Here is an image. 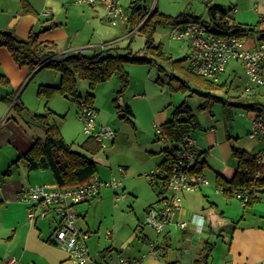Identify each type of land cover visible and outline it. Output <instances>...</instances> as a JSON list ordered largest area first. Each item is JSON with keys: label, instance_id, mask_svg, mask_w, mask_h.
<instances>
[{"label": "rangeland", "instance_id": "374dc122", "mask_svg": "<svg viewBox=\"0 0 264 264\" xmlns=\"http://www.w3.org/2000/svg\"><path fill=\"white\" fill-rule=\"evenodd\" d=\"M71 2L72 4L67 7V11L59 14L61 23L77 34L78 42L81 45H86L84 49L92 50L91 48L94 47L99 49L100 45L103 44L107 49L116 50L121 56L125 57L131 54L149 60V62L141 65L135 63L124 64L129 82L120 93V98L118 94L121 90V83L117 76H113L106 83L97 85L93 90H90L87 80L77 79V91L84 101L89 93H93L95 96L91 107H94L97 111V121L101 126L109 127L115 132L113 142L105 140L102 148L91 156L98 165L97 177L101 181H109L114 177L122 182V186L118 190L102 187L101 198L91 201L90 206L87 204L82 205L88 208L85 214V222L88 223L91 231L87 242L90 257L98 260L95 252L99 248L96 250L97 245L94 244V241L96 242L99 238L102 249L104 241H110L108 237L112 233L111 231H113V241L118 245L126 240L130 234H136L139 237L146 235L151 241L157 240L156 234L148 227L143 226L144 210L147 207L156 205L158 200L147 177L156 170V165L153 163H157L160 159L159 156L150 155L148 149L151 146H154L155 150L162 147V143L153 144L157 132L155 115L168 111L167 119H170L175 109L184 104L195 115L199 124V127L192 134L195 135V138L202 135L206 125L212 124L221 130H226L234 138L238 137L237 144L246 138L253 119L264 120V93L260 88L249 86L244 69L232 61L228 64L227 71L222 79L230 84L232 83V87H223L217 93L210 92V97L206 98L208 91L201 86L199 79L187 77L179 70L173 69L170 61L160 60L153 56L149 50L145 49L143 35L133 32L129 37L128 28L109 25L101 8L93 9L76 5L73 0ZM138 3L141 7L147 9L149 13L154 7L157 8L159 13L171 17H175L180 13H191L199 17L205 26L209 25L208 5L203 0H139ZM212 3L221 5L224 11H233L234 8L242 11L246 7H253V0H214ZM125 4L128 5L126 2ZM236 15L238 16L236 17ZM254 15L256 16L255 21L250 22L251 17L254 18ZM232 16L235 18V23L243 26H255L259 22L258 19L256 20L258 15L252 11L240 14L232 12ZM170 30V26H158L153 35L152 45L159 47L164 55L169 56L173 61L185 59L187 54V50L184 48L185 44L172 40ZM245 39L248 45L252 47V44L257 40V36L253 34V36ZM59 80L60 75L58 72L44 68L29 82L25 81L12 99L15 100L20 95L18 101L23 104L25 111L15 112L12 110L11 115L12 118L21 121L26 129H30L33 126L31 122L33 115L48 111L52 112L54 114L53 121L64 141L74 151L81 153L80 144L87 138V135L83 133L82 124L77 117V104L70 98L63 97L58 93L49 99L41 98L37 94L39 86H58ZM181 81L186 82L189 88L184 91L178 89ZM7 88L15 90L11 84ZM135 96H138V98H134ZM116 98H118V104H120V100H124L125 104L130 105L135 117L133 119L134 124L123 119L122 114L116 111L114 104ZM215 98L226 100L230 104L239 103L243 106H224ZM10 104L9 106H11ZM202 104H205L204 109L200 108ZM253 104L260 105L262 110L258 111L257 108L246 107ZM5 106H7L6 103H0V162L3 157L14 150L13 146L2 141L4 136L12 132V129L9 130L7 127L3 129L4 125H1V111ZM224 108L228 110L231 118L226 117L227 112L225 114ZM26 122H31V124L27 126ZM22 162L21 160L20 163L23 164ZM120 168L126 169L123 176L119 173ZM47 174L51 173L47 171ZM122 188H124V191H122ZM115 191L123 193L125 198L117 203L114 202ZM234 202L239 212H232L231 217L234 221H237L244 213L238 202ZM245 217L246 224L242 223L241 225L255 223L264 227V221L258 222V219L254 220L248 215H245ZM80 222H84V220L81 219ZM138 227H143V234ZM182 239L181 232L177 229L174 230L171 234L172 253L177 254L180 252ZM213 239L214 242L218 243L214 255L219 257L224 253L222 238L213 237ZM138 248H141L140 251L143 252L141 255L146 254L148 251L146 245L136 240L122 254L113 252L112 259L115 260V264H117V259L120 257L132 259V255H136L134 258L139 259L141 255L135 254ZM108 264L114 263L109 261Z\"/></svg>", "mask_w": 264, "mask_h": 264}, {"label": "crops", "instance_id": "0c3cea01", "mask_svg": "<svg viewBox=\"0 0 264 264\" xmlns=\"http://www.w3.org/2000/svg\"><path fill=\"white\" fill-rule=\"evenodd\" d=\"M28 2L35 12L34 15L22 14L20 0H0V29L10 31L18 39H26L30 32H39L42 31L43 26H50L49 30L43 31L40 40L54 43L58 54L86 50L84 49L86 45H81L78 42L77 34L70 31L66 25L61 23L59 14L67 11V7H70L72 4L71 0H28ZM212 2L214 0H208L205 4L219 5ZM252 4V8L246 7L242 11L234 8L232 12L240 14L252 11L258 15L256 20L258 19L257 21L260 24L257 30L260 34H256L257 40L252 44V47H254L261 42L258 40L259 37L264 38V0H253ZM95 13L98 14L96 11ZM255 17V15L254 18L251 17L250 22H254ZM247 46L250 47L248 42ZM184 48L187 50L186 44ZM91 49L98 50L95 47ZM42 69L40 68L30 73L26 67L16 65L5 48H0V72L8 78L9 85L11 84L15 88V90H9L7 88L9 85L7 87H0V103L7 104L1 111V125H4L3 129L6 127L9 130L12 129L11 134L9 133L4 136L2 141L13 146L14 149L13 152L3 157L0 162V264H5L9 260H15L19 264H75L68 259L67 253L51 240L57 222L52 220L29 221L26 215L27 205L21 201L22 190L28 187L47 185L50 189L59 188L54 183L52 174H47L48 170L29 171L26 164L24 162L21 164V160H18L20 155L27 151L34 141L44 140L45 134L41 128L34 124H32L33 126L30 129H26L21 121L12 118L11 115L12 110H14L13 103L16 100L12 99L17 94V91L24 85L25 81L29 82ZM224 74L215 83L224 87H232V83L230 84L228 81L222 80ZM29 77L31 78L28 80ZM217 91L212 92L217 93ZM118 97L120 98V96ZM134 98H138V96ZM116 99L117 105L122 108L128 107L132 114L121 113V117L123 119L126 117V121L134 124L133 119L135 117L130 105L125 104L124 100H120V104H118V98ZM91 105H93V102ZM255 108L258 111L262 110L260 105L255 106ZM167 114L168 111H163L155 115L157 127L169 120V118L167 119ZM262 121L264 122V120ZM25 124L28 126L31 122H26ZM98 124L101 126L99 121ZM249 132L246 138L237 144L238 137L234 138L226 130H221L212 124L206 125L202 135L199 137L195 138V135H191V138L196 142V149L199 155L201 154L200 157L198 156V160L205 161L201 173H195L203 176L208 181V186L201 187L195 193L184 194L181 208L173 214L171 222L166 227L163 235L157 237L158 241L165 239L170 244V249L166 252L165 257H147L142 259L140 264H172L174 262H178V264H195L201 257L204 247L208 242L213 244V249L207 258V264H255L264 259V227L255 223L241 225L242 223L246 224L245 215L254 220L258 219V222L264 221V192L260 194L258 201L251 207L243 205L239 200L231 198L224 193L220 194L216 192V188L219 187L217 186L219 178L229 183L236 174L237 164L231 155L232 145L251 154H256L264 148V141L249 137ZM111 141L113 142V140ZM155 143L161 144L157 140L156 135L153 139V144ZM161 145L162 147L158 148V150H155L154 146L148 149L150 155L159 156L160 158L157 163H153L156 165V168L167 159L165 154L166 147L163 144ZM81 153L89 157L93 156L84 151ZM101 190L99 196L94 199L101 198ZM152 190L158 199V203L161 196L158 195V191L153 188ZM122 191H124V188H122ZM94 199L79 204L74 208L77 216L75 226L81 232L88 233L89 238L91 231L88 223L85 222V214L88 208L82 205L87 204L90 206V202ZM234 201L238 202L239 207L242 208L244 213L237 221H234L231 217L232 212H239ZM149 208L147 207L144 210L145 214ZM81 219L84 222H80ZM182 223L185 224L184 228L180 227ZM176 229L181 232L183 237L180 252L177 254L171 252V234ZM111 232L108 237L110 241H104L102 249L100 239L98 238L96 242L94 241V244L97 245L96 250L99 248L95 252L97 253L98 260L92 259L89 253L91 263L108 264L110 261L115 264V260L112 259L113 252L122 254L132 246L134 241L137 240L141 244L146 245V241L149 240V237L146 235L139 237V235L130 234L126 240L120 242L118 245L113 241V231ZM140 232L143 234V227ZM213 237L222 238L224 253L219 257L214 255V250L217 249L218 243L214 242ZM109 243L110 245H108ZM137 250L135 254L141 255L143 253L140 251L141 248ZM102 252L103 254H101ZM132 256V259H138L134 258L136 255Z\"/></svg>", "mask_w": 264, "mask_h": 264}, {"label": "trees", "instance_id": "16d2710c", "mask_svg": "<svg viewBox=\"0 0 264 264\" xmlns=\"http://www.w3.org/2000/svg\"><path fill=\"white\" fill-rule=\"evenodd\" d=\"M138 1L128 6L129 20L126 25L128 32H138L143 35L145 38V49L149 50L153 56L160 60L170 61L173 69L179 70L185 76L199 79L201 86L208 91V94L205 96L206 98L210 97V92L222 89L224 86L192 74L185 59L172 61L169 56L164 55L159 47L152 45L153 35L158 26H170L172 28L190 23L204 24L201 19L191 13H180L175 17H171L159 13L156 7L149 13L147 9L139 5ZM20 7L22 14H35L28 0H20ZM207 14L209 17V25L206 26L207 29L211 26L216 27L222 32L221 35H217L221 38L232 36L246 38L253 36V34H260L257 30L260 23L255 26L237 24L232 16V11H224L220 5H208ZM42 33L43 31H32L26 39H18L13 34L11 36L5 35L4 30L0 29V48H5L8 51L16 65L26 67L30 73L40 68L52 69L59 73L60 84L58 86H39L37 94L41 98L49 99L58 93L63 97L70 98L76 104L83 101L91 107L94 95L89 93L85 101L78 95L76 86L78 78L87 80L90 90H93L97 85L106 83L113 76H117L121 83V90L118 94L120 96V93L126 88L129 82L128 73L124 68V64L135 63L141 65L149 62L148 59L138 58L131 54L125 57L121 56L116 50L107 49L105 45L98 50L76 51L61 56L58 54L54 43L40 40ZM258 40L263 42L264 38L259 37ZM8 85V78L0 72V87H7ZM188 88L189 86L184 81H181L178 87L182 91ZM215 100L220 101L224 106H243L239 103L230 104L223 99L215 98ZM114 102L116 104L117 99ZM255 106L253 104L247 105L246 107L253 109ZM13 108L16 112L25 111L23 104L18 99L14 101ZM200 108L204 109L205 104H202ZM115 109L120 113L132 115L128 107L122 108L116 104ZM224 111L225 114L227 112L226 117L231 118L228 110L224 108ZM53 117L54 114L50 111L31 117L32 124L44 131L45 138L44 140L34 141L32 146L22 153L18 160H22L29 171L48 170L52 174L54 183L59 188L82 185L97 174L98 165L91 157L74 151L64 141L57 125L53 121ZM125 119L127 120L126 117ZM198 127L199 124L195 115L192 114L186 105L182 104L175 109L170 119L159 126L162 135L171 146L170 148H165L167 159L159 167L173 162L171 152H173L175 147L182 145L184 137H191L194 130ZM101 147L102 144L98 143L92 137H88L80 146L82 151L90 155L96 154ZM257 153L251 154L232 145L231 155L236 160V174L229 183L220 178L218 179L217 186L222 187L224 194L227 196H229L230 190H242L245 187L252 188L254 195L250 197L249 202L246 204L247 207H251L256 203L260 194L264 192V165L260 166L256 163ZM198 156L200 157L201 154H198ZM204 163V160H198L191 172L193 174L201 173ZM149 184L153 189L158 191L159 196L162 195V191L157 185L151 184L150 182ZM157 242V249L161 251L160 256L164 258L166 252L170 249V244L165 239L157 240ZM212 249L213 244L206 243L201 257L195 264H207V258ZM172 264H178V262Z\"/></svg>", "mask_w": 264, "mask_h": 264}, {"label": "built area", "instance_id": "2783aa9c", "mask_svg": "<svg viewBox=\"0 0 264 264\" xmlns=\"http://www.w3.org/2000/svg\"><path fill=\"white\" fill-rule=\"evenodd\" d=\"M207 3L208 0H203ZM76 5L89 8H101L105 19L112 27H126L129 20L128 6L137 0H73ZM125 2L128 4L126 6ZM132 33H129L131 35ZM170 38L187 45L185 61L192 74L211 82H217L224 74L230 62H236L245 71L249 86L260 88L264 93V42L254 47L247 46V40L239 37L221 38L208 32L202 23L172 27ZM104 45L102 44L101 48ZM249 89H251L249 87ZM77 117L82 124L85 135L92 137L98 143L114 140L115 132L109 127L98 124L97 112L81 101L77 104ZM157 139L165 147H171L157 127ZM249 137L264 141V122L255 118L251 122ZM173 162L156 168L148 177V182L157 185L162 195L160 201L149 208L144 217L143 226L151 229L157 237L163 235L170 224L173 214L182 206L184 194H192L201 187L208 186V181L199 174H193L192 168L198 161L196 142L191 137H184L182 145L171 152ZM256 163L264 165V148L257 153ZM124 175L125 169H119ZM122 182L112 177L109 181H101L97 175L82 185L50 189L47 185L31 186L22 190L21 201L27 205L26 215L29 221H55L56 227L52 235V242L62 248L68 259L75 264H90L87 241L89 234L81 232L75 226L77 219L75 206L99 196L102 187L117 190ZM216 192L223 194L224 189L217 187ZM254 195L253 189L245 187L242 190H230L229 196L239 200L243 205ZM125 198L123 193L115 191L114 202ZM185 224H180L184 228ZM139 231L142 227H138ZM157 240L146 241L148 251L139 259L118 258L117 264H140L147 257L158 258ZM5 264H19L9 260ZM264 264V259L255 263Z\"/></svg>", "mask_w": 264, "mask_h": 264}, {"label": "water", "instance_id": "95a60500", "mask_svg": "<svg viewBox=\"0 0 264 264\" xmlns=\"http://www.w3.org/2000/svg\"><path fill=\"white\" fill-rule=\"evenodd\" d=\"M50 29V26H43L42 28V31H47ZM208 32L211 33V34H214V35H221L222 32L219 31L216 27L214 26H211L209 29H208ZM5 35L7 36H11L12 33L10 31H4Z\"/></svg>", "mask_w": 264, "mask_h": 264}]
</instances>
